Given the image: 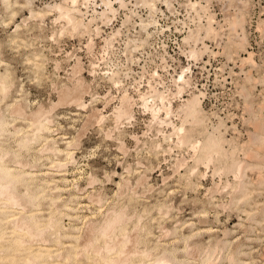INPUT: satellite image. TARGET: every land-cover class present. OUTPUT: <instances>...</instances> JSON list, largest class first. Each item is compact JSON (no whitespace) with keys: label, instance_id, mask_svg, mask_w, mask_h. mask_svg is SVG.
I'll use <instances>...</instances> for the list:
<instances>
[{"label":"rangeland","instance_id":"374dc122","mask_svg":"<svg viewBox=\"0 0 264 264\" xmlns=\"http://www.w3.org/2000/svg\"><path fill=\"white\" fill-rule=\"evenodd\" d=\"M15 1L27 2L10 0ZM30 1L36 12L43 10L41 17H32L29 8L17 7V17L12 19L6 2L0 0V72H4L6 64L13 82L6 96L0 92V116L8 124V133L0 140V152L8 153L5 163L15 173H27L23 182L16 184L18 195L29 189L40 198L37 206L30 205L22 212L9 208L6 220L13 215L20 220L35 214L39 220L32 223L37 222V231H41L49 216H55L65 230H61L60 242L54 234L45 233L44 238H29L28 242L26 238L25 247L33 250L48 243L61 254H71L67 264H100L99 257L80 251L90 246V226L105 222L113 211L126 209L134 219L130 221L134 226L130 222L125 226L130 238L128 251L139 252L138 257L134 255L126 263L138 264L142 258L150 263L151 256L167 252L174 264H264V0H147L149 5L146 0H124L122 6L119 0H111L116 11L106 18L100 14L106 9L104 0H91L86 8H81L83 15H79L84 23H89L91 34L75 33L64 20H56L59 14L53 6L64 0ZM191 2L208 7L198 15L195 9L191 10ZM210 14L216 19L213 26L218 34L206 38L200 26H207ZM229 14L242 19L243 25L241 21L239 24L243 28H231ZM91 19L94 21L90 23ZM18 25V38L14 41ZM199 34L205 40L196 42ZM239 39H245L244 45ZM33 49L42 53L43 72L34 69ZM193 52L198 56L193 58ZM250 53L252 60L247 59ZM182 71L191 86L179 97L175 95V80ZM113 72H119L123 82L120 87L109 81ZM76 84L83 85L86 107L80 108L71 99L61 100L60 93L77 87ZM150 85L171 97L177 112L172 121L178 126L182 123L177 116L182 105L193 93L199 95L206 126L209 130L221 129L228 142L225 149L235 151L233 159H227L244 163V176L239 175L236 180L234 172L227 168L231 161L226 159H217L208 170L200 165L198 172L189 176V170L195 166L190 145L171 143L172 151L163 152L169 145L162 135L173 129L167 125L158 127L143 107L141 94H149ZM125 90L134 100V115L130 120H122L117 129L112 114ZM17 104L24 107L28 119L15 116ZM38 110L51 113L49 139L62 149L70 143L75 162L68 166L65 178L52 168L56 157L43 152V140L28 148L18 146L22 137L32 133L28 128L30 115ZM100 114L107 116L102 129L97 122ZM16 128L21 131L16 133ZM157 142L162 144V150L156 147ZM180 161H186L184 167L179 168ZM18 162L25 168L18 166ZM243 184L249 185V197L245 199ZM56 185L67 189L56 193ZM56 195L61 198L52 205L51 199ZM38 208L40 213L35 211ZM164 211L169 212L168 216L162 217ZM137 218H142L141 230L139 226L133 230ZM4 227L11 232L13 223L7 222ZM18 236L22 234L13 237ZM5 240L9 247L12 240ZM96 244L102 246L104 242L95 243L98 247ZM150 248L151 258L142 257L141 252ZM2 253L3 257L7 250Z\"/></svg>","mask_w":264,"mask_h":264},{"label":"bare ground","instance_id":"6f19581e","mask_svg":"<svg viewBox=\"0 0 264 264\" xmlns=\"http://www.w3.org/2000/svg\"><path fill=\"white\" fill-rule=\"evenodd\" d=\"M26 1L27 2H25V3H19L18 1H15L14 3H11L10 0H4V2H6L7 9L10 10L9 13L11 14L12 19H15L17 17V15H16V11L18 10V9H16L17 7H19L20 10L25 9V8L26 9L29 8L30 15H32V17H41V15H42L41 12L43 10L40 11V12H36L35 9L32 8L33 6L31 7L32 2L30 0H26ZM90 1L91 0H64V2L61 3V4H58V5L55 4L56 6H53V7L57 10L56 12H58V14H59L58 18L56 20L57 21L61 20V19L64 20L66 22L65 23L66 26L69 27L70 29H72L73 32L76 31L75 33H77V31L81 32V33L89 32V30H90L89 29V23H87V24L84 23V21L79 17V15H81V14L83 15V13L81 11V8L85 7V6L87 7V4ZM150 1L153 2V0H150ZM118 2L120 3V6L125 4L124 0H119ZM103 3H105L106 9L104 8L105 10L102 13H100V14L102 15L101 18H106L107 15L110 12L114 13L116 10L114 9L113 2L111 0H104ZM146 4H148L147 0H146ZM189 5L192 7L191 10L195 9L197 11L198 15H200L202 10L204 11V9L208 7L207 6V7L204 8V7L200 6L199 2H191ZM150 6L152 7V9L155 8V4L154 3H152V5L150 3ZM239 6H241V5H239ZM48 7H50V6H48ZM53 7H52V9H54ZM197 7L198 8L200 7L201 10L198 11V9H196ZM5 12H6V10H5ZM48 13H50V11ZM112 13H110V14H112ZM229 15L230 16H228V19H229L230 24H228V25H231V28H235V27L238 28L240 26L243 28L242 19L239 18L240 21H241L240 22L239 20H237V17L235 18L234 14L233 15L229 14ZM197 17H201V16H197ZM112 19H114V18H112ZM107 20L105 19V21H107ZM207 20H208V23L206 22L207 26L205 28H202L200 26V28L204 29L206 38L210 37V36H213V35L215 37L218 34L216 28H214V26H213V23L216 22V19H215L214 16H212L210 14L208 16ZM92 21H94V20L91 19L90 23ZM239 22L242 25L239 24ZM19 29H20V26L18 25L16 27L15 31H14V39H13L14 41H16V39L18 38V35H16V34L18 33ZM67 29H65V30H67ZM96 29H98V28H96ZM99 30H96V32L99 31ZM242 31H243V29H242ZM229 34H228V36H229ZM244 34L245 33H243V35ZM205 37H201L200 34L196 35V37H195L196 42H198V41L200 42V40L202 41ZM222 37H223V35H222ZM90 38L92 39L91 41H93V38H92L91 35H90ZM243 38H245V37H243ZM242 41H245V39L244 40L243 39L240 40V44L242 43ZM111 42L112 41H110V43ZM193 42H195V41H193ZM237 44H238V42H237ZM239 46H241V45H239ZM206 48H208V47H206ZM33 50H34V52H33V54H34V58H33L34 69L36 70L37 73L43 72L44 66H45V64H44L45 61L41 58L42 53L37 51V50H35V49H33ZM225 51H224V53H225ZM227 51H230V50H227ZM195 52H197V51H195ZM192 55H193V58H194V56L197 55V54L193 52ZM192 55H189V56L191 57ZM247 59L252 60V54L251 53H250V55H249V57ZM247 59H245L244 63L246 62ZM78 65H79V68H80V64H78ZM78 65H75V66L78 67ZM91 65H92L91 67H93V68L95 67L94 63H91ZM251 65H252V63H251ZM3 66H5V69H4V72H0V92L2 93V95L4 94V96H6L10 92V90L12 89L13 82H12V80L10 78V74H9L10 69H9V67L6 64L3 65ZM77 67H75V68H77ZM79 68H77L76 70L78 71ZM118 73L119 72H113L108 77L109 81L115 87H120L122 85V83H123L119 79L120 77H119ZM175 82L178 84L177 94H175V95L176 96L179 95V97L182 94H184L185 89H186L187 86H189V87L191 86V85H189L190 81L185 76V71H182V73L175 80ZM77 84H79V83H77ZM77 84H76V86H77ZM82 87H83V85H82ZM82 87L78 85L77 87H74L72 89H67L66 90L64 88L65 90L63 92L61 91L62 93H60V95L62 94L61 95L62 96L61 100H63V99H71L72 103H75V104L77 103V106H80V108L81 107L82 108L86 107V104L83 101L84 91L82 90ZM150 89H151V92L149 94H143V95L141 94V98L140 99L143 102V107L146 108L147 111H149L152 114L151 115L152 116V121L158 127H160V128L163 127V126L166 127V125H167L168 127L172 126V129H173L171 133H169V134H164L163 133L164 135H162L163 138H164L163 141L168 143L169 149L167 148L166 150H164L163 147H162V144H160V142L159 143L157 142L156 147L157 148H161V150L163 149L162 151L167 153L169 151L170 152L172 151L171 150V146H170L171 143H176L178 146H182L184 144L190 145V147H192V149L194 151L193 158H194L195 166L192 169L189 170L190 171V172H188V173H190L189 176H191L193 174H196V172H198V168H199L200 165H204L206 167V169L208 170V169H210L211 165L217 159L218 160L220 159V161L222 159L228 160L227 157H230L231 159H233L232 156H233V153H235V151H233L232 149H234L235 147L231 149L233 151V152L231 151V153H230V151L225 149L224 145L227 142V140L224 138V135L222 134L221 129H218L216 127L213 130H209V128L206 126V116H204L205 112H204V109H203V106H202V100L203 99L201 100V97L199 95L193 93L194 95L192 94L193 96L190 99H188L185 104L182 105V107L180 108L181 114L180 113H179V115L177 114V116L181 117V122L182 123H181L180 126H178L172 121V117H173L174 113H177V112H175L174 109H173L174 106L172 104L171 97L169 98L168 94H166L163 91L161 92L160 90H158L157 87H154L152 85H150ZM133 101L134 100L129 95L128 91L125 90L123 92V95L119 99V105L115 107L114 112L112 114L114 122L116 124L115 128L118 129V127H119L118 125H119V123L122 120H124V119L130 120V119L133 118V115H134L133 112H132V106H133L132 102ZM13 113L19 119H23V120L28 119V114L26 113V110L24 109V107L21 104H17L15 106V108L13 110ZM50 114L51 113L49 111H42V110H38V112L32 113L31 115L29 114L30 115V119H29L28 128H30L32 133L22 137L19 140V142H18V144H19L18 146L21 147V148H28L31 145V143H33L35 141H38V140H43V142L45 143L44 144V148H42V149H44L43 152H45V151L47 153L49 152L51 155H53V157L54 156L56 157V159L54 158L55 160H53L51 162L52 168L57 170V175H60V176L65 178L66 174H68V170H67L68 166L71 163L75 162L74 154L69 149L70 148V146H69L70 143L69 142H67V146L68 147L65 148V149H62V148L58 147L56 145V143L52 141V139H49L48 133L52 132V125L51 124L53 122ZM106 117L107 116H105L103 114H100V116L97 118V122L99 123L98 125L102 126L100 129L103 128V123H105L104 121L107 119ZM7 125L8 124L5 122L4 118L0 116V140L5 136V134L8 133ZM221 125H223V124H221ZM161 129H158V132H163V130H161ZM15 131H16V133H18L21 130H20V128H16ZM108 136H110V135L108 134ZM230 140H233V139H230ZM154 147L155 146L153 145V148ZM236 148H237V146H236ZM157 150H156V152H157ZM247 152H245V153H247ZM255 152H257V151H255ZM6 156H8V153H5L3 151L0 152V250L3 249V251H1L0 253H2V252L7 250V253H6L5 256H3V257L0 256V264H67L66 261L71 258V254H68V255L61 254V253L58 252V251H60L59 249H54L53 246L47 245L48 243L45 244V245H40L39 247H37L36 249H33V250L32 249H27L25 247V242H26L25 239L26 238L28 239V240L26 239L27 242L30 241V239L32 240V238H34V237H42V238H44L45 233L54 234L55 237H57V241L60 242V239H61L60 237L62 236V233H61L62 225H61V223L59 222V220L55 216H49L48 221H47L48 223L46 224L45 228H43V230H41V231H37V230H40V228H39V226L37 224L39 219L38 218H37L38 220L36 219V215L35 214L31 215L30 217L22 216V218L20 220H18V218H15L16 216L13 215V216H11L12 218L11 217L8 218V219H11V220H9V221L6 220V211L9 208L16 207V209L21 210V211H18V212H22V211H25L26 208L28 206H30V205L33 206V204H35V206H37V204H36L37 198H40L38 193L29 192V189H27L28 191L24 195H21V196L18 195L17 189H16V184L19 183V182H23V179H25V176H26L27 173L23 172V171H19V172L15 173L14 172L15 170L11 169V167L9 165H7V163H5V157ZM226 160H224V161H226ZM228 161H231V163L229 164V166L227 165L228 166L227 168H228L229 171L232 170L234 172L235 176L237 177L236 180L238 179V177H240V176L242 177V175H243L242 172L244 173V170L246 168L245 167L244 170H243V164L244 163H242L240 161L237 162V159L233 160V161L232 160H228ZM185 162L186 161H180L179 164H177V165L180 168V167H182L185 164ZM17 164L21 168H23V169L25 168V165L23 167V164L21 162H18ZM224 167H225V165H224ZM217 171H216V173H217ZM219 172H220V170H219ZM49 174L51 175V172ZM239 181H240V179H239ZM127 182H129V181H127ZM240 182L244 183L242 180ZM239 184L240 183H238V186H239ZM242 186H243V189L244 188L246 189V186L248 187L249 185H246V184L244 185L243 184ZM242 186H241L240 189H242ZM66 189H67L66 187L64 188V187H60L58 185L53 187V190H55L56 193L57 192H62L64 190H66ZM247 191L249 192V189L248 190L246 189L245 193H242V197L244 196V198H242L240 196L238 201L241 200V198L245 199L246 197H249L248 194L246 193ZM51 195H53V193ZM60 196L61 195H56L55 198L51 199L52 205L53 204L54 205L57 204V201H58L57 199L61 198ZM25 197H26V200H24V202H22V198H25ZM90 201H92V198L90 199ZM167 208H169V207H167ZM67 210H70L72 212L71 208H67ZM123 210H121V211H113V212H111L112 214L110 213V216H109V213H108L109 217L106 218V220L104 219L105 222H102V223H104L103 225H101L102 223L100 225L97 223L98 226H96L95 223L94 224L92 223V225L90 226L91 228L89 230V232H90L89 236H91L92 240L89 242L90 246H88V248H84V250L80 249V251H83V254H85V255H89L90 254L92 256L97 257V259L99 257L100 258L99 259V263L100 264H112L113 261H114V264H130L131 263L130 261L128 263H126V261H128L129 259L131 260V257H133L136 254H139V252H137L138 251L137 249H136L137 251H134V250L132 252L128 251L129 250L128 245L130 243V238L128 236L129 234L127 235V233H129V231L127 232V229L125 228V226L129 225L128 223L132 220V217H130V215L128 216V213L126 212V209H125V211H123ZM162 210H163V208H162ZM162 210L160 209V211H162ZM35 211H37V213H40V209L39 208L36 209ZM166 211H167V209H166ZM168 211H170V210H168ZM168 214H169V212H165V213H163L162 217H164V215L168 216ZM68 216H71V215L69 214ZM85 218H87V217H85ZM141 219L139 220V218H137V222L138 223L136 222L137 224L135 225V227H133V230H134V228L136 229L139 226L140 221H142ZM34 220H37V222L36 223H32V222H34ZM7 222H8V225L10 223H13V228H12L11 232H6V228L4 227V225L7 224ZM89 224H90V222H89ZM132 225L133 224L131 223V227H132ZM144 226H143V228H145ZM174 226H177V225H174ZM7 228H11V227H7ZM139 229L141 230V227ZM63 230H65V229H63ZM133 230L131 228L130 231H133ZM142 231H140V232H142ZM71 232H75V231H71ZM18 233L19 234L21 233L22 236H20V237L18 236L17 238L13 237L14 235H16ZM227 234L228 233H226V235ZM139 235H138V237H139ZM168 236H169V232H168ZM5 239H9V240L13 241V242L12 241L9 242L10 243L9 247H8V243H6L7 241ZM100 240H103L104 244H102V246H99V244H96L98 246V247H96L95 243H98ZM139 241H140V239H139ZM27 242H26V244H27ZM137 243H139V242H137ZM1 245H3V246H1ZM5 245H7V247H5ZM71 247L72 246H68V248H71ZM89 247H90V249H89ZM9 249H11V252H9ZM70 250L68 249V252ZM151 252H153V251L150 248L149 250L147 249V250L142 251L141 255H142V257L148 258V257H150ZM80 253H82V252H80ZM218 253L221 254L222 252L219 251ZM76 254H77V252H76ZM55 255H57L56 258L58 260H55L56 259V258H54ZM169 256H168L167 252H164V253H161V255H158V256L156 255L155 257L151 256L153 258L150 257L151 258L149 260V262L151 261L150 263H145L144 261H142L144 258H142V260L140 259L141 262H139L138 264H174V262H173L174 259L170 258ZM113 257H115V259ZM139 257H141V256H139ZM53 258H54V260H53ZM232 259H231V261H233ZM206 260H208V259H206ZM97 263H98V261H97ZM207 263H209V262H207Z\"/></svg>","mask_w":264,"mask_h":264}]
</instances>
